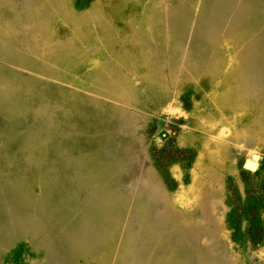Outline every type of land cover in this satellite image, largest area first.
Segmentation results:
<instances>
[{"label":"rangeland","instance_id":"374dc122","mask_svg":"<svg viewBox=\"0 0 264 264\" xmlns=\"http://www.w3.org/2000/svg\"><path fill=\"white\" fill-rule=\"evenodd\" d=\"M0 264H264V0H0Z\"/></svg>","mask_w":264,"mask_h":264},{"label":"bare ground","instance_id":"6f19581e","mask_svg":"<svg viewBox=\"0 0 264 264\" xmlns=\"http://www.w3.org/2000/svg\"><path fill=\"white\" fill-rule=\"evenodd\" d=\"M252 164V163H251ZM254 164V163H253ZM155 232V231H154ZM160 233V232H159ZM152 234V233H151ZM155 234H157V232L155 233ZM169 234V233H168ZM152 236H153V234H152ZM157 236V235H156ZM166 236V235H165ZM169 237V236H168ZM154 239H155V237H153ZM168 239V238H167ZM160 240V239H159ZM155 241V240H154ZM152 242H153V240H152ZM157 242H159V241H157ZM153 244H156L155 242L153 243ZM188 245V244H187Z\"/></svg>","mask_w":264,"mask_h":264}]
</instances>
